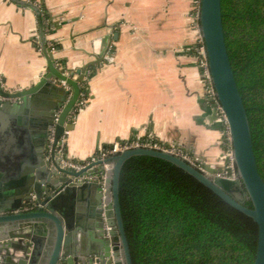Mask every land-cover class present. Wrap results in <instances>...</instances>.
<instances>
[{
  "label": "water",
  "instance_id": "obj_1",
  "mask_svg": "<svg viewBox=\"0 0 264 264\" xmlns=\"http://www.w3.org/2000/svg\"><path fill=\"white\" fill-rule=\"evenodd\" d=\"M12 1L36 12L47 70L27 87L10 89L0 81V264H134L135 223L127 166L144 160L166 162L217 194L255 229L253 264H264V180L254 155L225 0H199L195 23L229 127L233 176L169 151L136 146L104 158L112 164L103 182L86 178L97 169L64 167L58 156L47 157L49 130L55 123L58 136L65 127L85 66L77 68V79L59 69L45 43L40 7L28 0ZM247 198L252 206L244 204ZM32 199L38 208L22 210Z\"/></svg>",
  "mask_w": 264,
  "mask_h": 264
},
{
  "label": "crops",
  "instance_id": "obj_2",
  "mask_svg": "<svg viewBox=\"0 0 264 264\" xmlns=\"http://www.w3.org/2000/svg\"><path fill=\"white\" fill-rule=\"evenodd\" d=\"M28 1L49 13L45 41L56 42L59 69L96 65L87 79L89 99L70 127L69 157L86 160L114 140L152 133L196 165L224 169L223 124L195 52L196 0ZM45 70L36 12L0 0L4 86H30Z\"/></svg>",
  "mask_w": 264,
  "mask_h": 264
},
{
  "label": "trees",
  "instance_id": "obj_3",
  "mask_svg": "<svg viewBox=\"0 0 264 264\" xmlns=\"http://www.w3.org/2000/svg\"><path fill=\"white\" fill-rule=\"evenodd\" d=\"M39 7L48 33L49 13L43 4ZM225 8L254 155L264 180V0H225ZM95 70V64L86 66L81 81L87 84ZM127 186L135 223L134 264H253L255 229L217 194L168 163L144 160L128 165ZM244 204L252 206L249 198Z\"/></svg>",
  "mask_w": 264,
  "mask_h": 264
},
{
  "label": "built area",
  "instance_id": "obj_4",
  "mask_svg": "<svg viewBox=\"0 0 264 264\" xmlns=\"http://www.w3.org/2000/svg\"><path fill=\"white\" fill-rule=\"evenodd\" d=\"M198 16H199V0H196L195 18H198ZM46 29L48 30V28ZM195 30H196L195 52L198 58L199 66L201 68V75L205 82L206 90L209 96L211 97V99L213 100L218 116L221 119L222 124H223L222 137H223L224 148L219 154V159L224 162V169L219 173L222 175L233 176L234 165H233V159H232L229 127L227 124L225 113L223 109L221 108V105L217 101V98L215 95V90L213 87V83L211 81V75L209 71L204 40L201 35L200 27L196 23H195ZM45 34H47V32H45ZM45 43H46V46L48 47V50L53 54L57 48L56 43L50 38H47ZM62 71L74 79H77L80 74L77 71H67L64 69ZM82 77H83V74L81 78L78 80V83L80 85L78 99L75 102L73 108L67 114V117L64 123L65 127L63 128L62 132L58 136H56L55 123L49 130L48 140H47V152H46L47 157L58 156L60 158L61 166H64V167L80 169V168L87 166L89 168L97 169L94 173H90L86 175V178H98L101 182H103L106 176V171L111 167V164H112L109 162H104V158L108 156L109 154H114L121 150L131 148V147L142 146V147H150V148H156L160 150L169 151V152H172L174 154H177L185 158L187 161L191 163H194L193 158L188 153L182 151L180 148H178L173 143H168V142L159 140L152 133H147L142 136L132 135L128 138L114 140L108 146L101 147L95 154L91 155L86 160L78 161V160H74L71 157H69L67 154L66 145H67V138L70 132V128L67 127L66 125L72 123L77 110L81 108L82 106H84L89 99L87 84L85 83V81L83 82L81 81ZM0 81L3 84V80L1 77H0ZM62 83L64 84V81H62ZM60 109L61 107L56 112L54 121H56Z\"/></svg>",
  "mask_w": 264,
  "mask_h": 264
},
{
  "label": "flooded vegetation",
  "instance_id": "obj_5",
  "mask_svg": "<svg viewBox=\"0 0 264 264\" xmlns=\"http://www.w3.org/2000/svg\"><path fill=\"white\" fill-rule=\"evenodd\" d=\"M39 206V203H36L34 201V199H32L31 201H29L24 208H22V210H29V209H37Z\"/></svg>",
  "mask_w": 264,
  "mask_h": 264
}]
</instances>
